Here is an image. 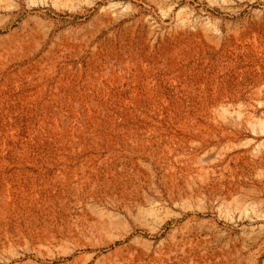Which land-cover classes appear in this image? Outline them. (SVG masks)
Listing matches in <instances>:
<instances>
[{"label":"rangeland","instance_id":"1","mask_svg":"<svg viewBox=\"0 0 264 264\" xmlns=\"http://www.w3.org/2000/svg\"><path fill=\"white\" fill-rule=\"evenodd\" d=\"M0 264H264V0H0Z\"/></svg>","mask_w":264,"mask_h":264},{"label":"bare ground","instance_id":"2","mask_svg":"<svg viewBox=\"0 0 264 264\" xmlns=\"http://www.w3.org/2000/svg\"><path fill=\"white\" fill-rule=\"evenodd\" d=\"M80 247H82V246H80ZM66 252H68V251H66Z\"/></svg>","mask_w":264,"mask_h":264}]
</instances>
